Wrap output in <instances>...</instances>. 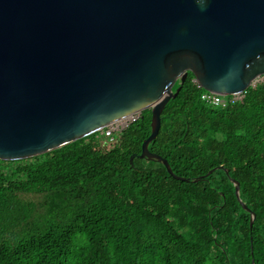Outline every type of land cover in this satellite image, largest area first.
<instances>
[{"label": "trees", "instance_id": "16d2710c", "mask_svg": "<svg viewBox=\"0 0 264 264\" xmlns=\"http://www.w3.org/2000/svg\"><path fill=\"white\" fill-rule=\"evenodd\" d=\"M178 86L148 149L191 180L138 157L150 110L110 148L94 133L0 161V264H264V79L226 108L191 74Z\"/></svg>", "mask_w": 264, "mask_h": 264}, {"label": "water", "instance_id": "95a60500", "mask_svg": "<svg viewBox=\"0 0 264 264\" xmlns=\"http://www.w3.org/2000/svg\"><path fill=\"white\" fill-rule=\"evenodd\" d=\"M188 74L220 95L263 78L264 0H0V161L40 156L150 110L138 157L189 182L148 149ZM218 169L227 173L214 167L192 181Z\"/></svg>", "mask_w": 264, "mask_h": 264}, {"label": "built area", "instance_id": "2783aa9c", "mask_svg": "<svg viewBox=\"0 0 264 264\" xmlns=\"http://www.w3.org/2000/svg\"><path fill=\"white\" fill-rule=\"evenodd\" d=\"M263 79L264 77L257 78L256 80L252 82L250 87L256 86ZM245 93L246 91H242L240 93H236L233 95H220V94L204 91L201 93L200 99L202 102H204L207 105L218 107V108H226V107H230V106H234V105L242 103ZM141 113L142 112H135L116 122L109 124L108 126L101 129L99 132H96V133H99L96 136H100L102 140L104 141V143L106 142V140L110 142H114L116 137L123 130H125L130 124H132L133 122H136L140 118Z\"/></svg>", "mask_w": 264, "mask_h": 264}, {"label": "rangeland", "instance_id": "374dc122", "mask_svg": "<svg viewBox=\"0 0 264 264\" xmlns=\"http://www.w3.org/2000/svg\"><path fill=\"white\" fill-rule=\"evenodd\" d=\"M97 134H99V133H97ZM92 139H89V141H91ZM93 140H95V141H92L93 142V144L94 145H98L99 146V144L100 145H105L107 148H110L111 146H115V145H113L114 143L113 142H110V141H108V140H106V142L104 143V141L102 140V138L100 137V136H95L94 138H93Z\"/></svg>", "mask_w": 264, "mask_h": 264}]
</instances>
